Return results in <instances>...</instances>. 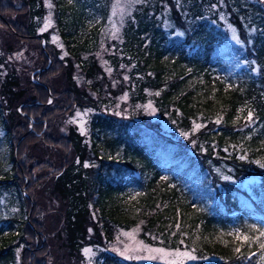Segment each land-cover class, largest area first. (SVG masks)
Here are the masks:
<instances>
[{
	"label": "trees",
	"instance_id": "16d2710c",
	"mask_svg": "<svg viewBox=\"0 0 264 264\" xmlns=\"http://www.w3.org/2000/svg\"><path fill=\"white\" fill-rule=\"evenodd\" d=\"M54 1L64 64L49 68L42 49L29 86L0 69V264H18L20 246L19 264H74L85 246L100 248L94 264H140L103 249L138 225L150 245L211 258L198 264H264V0H141L104 40L112 0H93L94 14L87 0ZM47 12L44 0H0V25L41 45ZM123 94L128 115L106 112ZM147 102L195 142L162 131ZM75 108L93 111L88 134L54 136ZM56 144L67 154L57 163L31 151ZM248 178L250 189L236 184Z\"/></svg>",
	"mask_w": 264,
	"mask_h": 264
},
{
	"label": "rangeland",
	"instance_id": "374dc122",
	"mask_svg": "<svg viewBox=\"0 0 264 264\" xmlns=\"http://www.w3.org/2000/svg\"><path fill=\"white\" fill-rule=\"evenodd\" d=\"M140 2L141 0H112L111 9L107 16L106 23L100 32L102 34L101 39L104 40L105 37L119 38L127 16L133 12L135 6ZM44 3L48 7V12L42 19V28L40 32H47L48 38L44 39L41 45H37V42H32L30 40L17 42L16 39L7 31V29L0 25V60L2 61V59H5V62L0 64V69L5 72L3 68L4 65L9 66L13 70L15 69L18 74L21 73V76H23V83L28 86L30 84L29 80L33 78V74L36 73L37 69L39 68V72L41 69L44 70V68H42L44 65L42 59V49H44L48 55L49 62L47 66L49 68L52 66V64L57 63V60L64 64L63 61L66 60V56L69 54L66 43L61 39L56 30V3L55 1L53 2V0H44ZM87 3V9L90 11V13H93V10H91L93 9V0H87ZM222 19L225 23V28L229 33L230 41L236 45L245 43V39L240 36L237 27L229 21L228 17L222 16ZM177 33L181 34L179 31H177L175 34L177 35ZM50 49L56 53L57 59L54 60L51 56H49L51 55ZM105 63L106 61H101V64L105 65ZM108 69L111 70V68ZM54 82L57 88H61L64 84V82L61 81V77L59 76L54 80ZM130 104L131 102H129L128 96L123 94L116 100V103L113 106L105 109V111L117 115H128ZM64 111H66V106ZM142 113L146 115L149 114V118L153 122L159 124L162 128V131H165L168 135L173 136L175 139H181L184 141L189 140L192 143L195 142V140H192L189 131L179 130L175 128L174 125L169 121L162 119L157 113V108L153 102H147ZM92 114L93 111L91 108H75L73 112H70L69 110V115L67 116L66 113V117L63 115L62 119L59 120V123L54 125V136L67 135L71 126H74L80 134L87 135L89 132L88 124L90 118L94 117ZM63 120L64 122H62ZM199 128V124H195L190 132L196 133L197 131L195 130H198ZM33 129L34 123L30 124V130ZM3 133V131H0V134ZM57 147L58 145L56 144L52 150L50 148L42 147L39 151L38 149L36 152L33 150L31 151L40 159H49L50 161L57 163L60 156L64 155L67 158L65 151L62 148ZM72 156L73 155L68 156V159L70 160ZM36 174L37 173H35V175ZM222 177L224 179L231 180L225 174H222ZM256 181V178H248L243 181H236V184L243 188L250 189L252 184L256 183ZM57 203L60 205V207L62 206L59 201ZM57 218H59V215L56 213L52 214L51 212L45 220L47 230L49 229L51 232H53V237L51 240L58 239L53 224V220H56ZM141 231L142 228L140 225L131 229H117L115 240L110 245L105 244L107 247H104L103 249L109 250L127 260L135 259L140 264H198L203 261H210L211 259L202 258L191 249H169L157 244L150 245L140 237ZM56 243L57 240L55 245ZM23 245V248L27 247L29 249L30 244L23 243ZM53 247L55 248L56 246L53 245ZM36 249L37 248L32 249L31 253H33ZM56 250L57 249H55V251ZM98 251H100V248H95V246H85L82 249V253L78 257L68 260L74 262V264H94L93 260L98 254ZM21 252L22 246L19 248L17 247L18 264Z\"/></svg>",
	"mask_w": 264,
	"mask_h": 264
},
{
	"label": "water",
	"instance_id": "95a60500",
	"mask_svg": "<svg viewBox=\"0 0 264 264\" xmlns=\"http://www.w3.org/2000/svg\"><path fill=\"white\" fill-rule=\"evenodd\" d=\"M43 41H44V40H43ZM42 70H43V69H41L40 72H41ZM38 80H39V78H38ZM49 97H50V101H49L47 104H49V103L52 102V100H53V99H52V92H51L50 89H49ZM21 140H22V139L19 140V142H18V144H17V147L19 146Z\"/></svg>",
	"mask_w": 264,
	"mask_h": 264
},
{
	"label": "snow or ice",
	"instance_id": "6c2138e0",
	"mask_svg": "<svg viewBox=\"0 0 264 264\" xmlns=\"http://www.w3.org/2000/svg\"><path fill=\"white\" fill-rule=\"evenodd\" d=\"M250 118V117H249ZM261 247H264V245H261Z\"/></svg>",
	"mask_w": 264,
	"mask_h": 264
},
{
	"label": "bare ground",
	"instance_id": "6f19581e",
	"mask_svg": "<svg viewBox=\"0 0 264 264\" xmlns=\"http://www.w3.org/2000/svg\"><path fill=\"white\" fill-rule=\"evenodd\" d=\"M39 78V77H38Z\"/></svg>",
	"mask_w": 264,
	"mask_h": 264
}]
</instances>
